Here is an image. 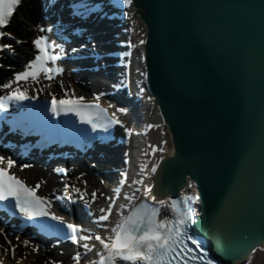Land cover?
<instances>
[{"label":"water","instance_id":"95a60500","mask_svg":"<svg viewBox=\"0 0 264 264\" xmlns=\"http://www.w3.org/2000/svg\"><path fill=\"white\" fill-rule=\"evenodd\" d=\"M132 1L143 83L167 129L147 196L192 182L193 233L236 264L264 245V0Z\"/></svg>","mask_w":264,"mask_h":264},{"label":"snow or ice","instance_id":"6c2138e0","mask_svg":"<svg viewBox=\"0 0 264 264\" xmlns=\"http://www.w3.org/2000/svg\"><path fill=\"white\" fill-rule=\"evenodd\" d=\"M21 2L22 0H0V28H4L10 23L14 8ZM131 3L132 0H124L125 5H131ZM40 31L45 32L48 30L40 28ZM6 35L10 36V34L0 31V38ZM32 43L37 54L25 66L24 72L15 74L16 82L26 81L29 77L36 81L41 74L46 79H54L57 74L63 73L64 69L57 66V61L61 59V56L58 52L53 51L56 46L49 42L47 36L41 35L34 39ZM11 47L9 44H4L0 47V50L10 49ZM50 73L51 76H49ZM2 87L8 88L11 85L4 84ZM28 98L25 92L19 90L13 91L8 96H0V110H6V101L8 100H26ZM83 101V97L73 96L72 98L60 100L53 97L51 111L56 116L62 113H75L81 118L83 123L90 124L94 131L98 127L106 129L107 125H100L96 122L100 119L99 116H93L85 111L88 108H99V105L85 104ZM100 111L106 112V109H101ZM118 111L123 112L125 110L118 109ZM111 122L113 121L109 123ZM114 122L119 123L118 120ZM157 150L163 151L162 148L157 149V147L153 146V153ZM4 163L5 158L0 157V164ZM14 166L15 162L8 158L7 166L0 167V201L14 200L16 207L29 217L48 215L49 213L44 210L45 198L36 195L40 184L38 183L35 187L27 186L24 181L10 174L9 170ZM21 167L23 170L24 167L28 166ZM156 171L157 166H153L151 172L155 173ZM122 176L126 179V173H122ZM125 179L120 181L121 185L125 183ZM73 191L79 190L73 189ZM116 191L118 194L119 190L117 189ZM151 191V187L146 186L144 188L146 196L150 195ZM91 196L95 200L97 194L93 192ZM126 198L129 205H133V201L136 199L135 193ZM151 199L160 207H150L141 202L138 205H133L131 210H128L127 205H121V208H124L127 214H122L121 218L111 227L101 222L109 221L112 214V204L110 203L107 208H101L100 211L103 214L97 218V223L109 232L107 236L82 234L86 230L81 225L68 223L66 227L72 233L70 238L86 251H91L95 245H90L85 243V241L95 240L99 242L101 251L96 253L98 260L94 264H117V261H122L123 264H189L190 261L212 264L203 254L204 250L198 241L189 236L186 230L193 217L189 204L193 197L181 194L177 199H157L153 195ZM162 208H167L171 214L170 217L158 219ZM52 218L62 220L61 217L55 215ZM188 242L195 247H189ZM27 243L25 241V244ZM197 252L201 254L196 255Z\"/></svg>","mask_w":264,"mask_h":264},{"label":"bare ground","instance_id":"6f19581e","mask_svg":"<svg viewBox=\"0 0 264 264\" xmlns=\"http://www.w3.org/2000/svg\"><path fill=\"white\" fill-rule=\"evenodd\" d=\"M129 16L131 17V23L130 26L132 27V31L130 33L133 45H134V51L133 55L134 57L131 59L133 64V71L131 72V75L133 76V84L134 87L140 86V88H143V83L141 80V76L143 72L142 68V37L144 32V24L142 23V20L140 19V16L138 15L137 11L135 10V6L131 3L129 5ZM29 19V18H28ZM37 21V26L35 29V35L41 36L43 34L47 35V37L51 38V35L49 34V24L47 20L42 19L41 17H35V22ZM30 23V22H29ZM40 28L47 29L48 31L41 32ZM28 33V32H27ZM58 64V63H57ZM64 69L63 73L57 74L55 78H48L46 79L43 74H41L36 81L32 80L30 77L26 81H19L16 82L15 80V74L13 76H10L7 81L3 83L4 84H10L11 87L14 86V84H21L24 85L25 83L31 85L34 84H40L42 86H49V84L56 83L57 80H60L61 82L64 81V83L70 82V84H73L74 81H80L78 79L79 76H84L83 84H85V87L87 89H90L92 93H103V90L106 88L105 82H101L100 78L98 77L99 73H93V72H84L81 73H75L73 71H70L68 69H65L64 67H61ZM23 72L25 71L22 70ZM51 76V73L49 74ZM78 79V80H77ZM22 87V86H21ZM4 88V87H3ZM10 88V87H8ZM39 88V87H38ZM7 89V88H4ZM142 96L143 102H145L146 106L139 107L142 111L141 113V120L140 123H136V125H132L130 127V134L126 133L127 130L124 131V133L127 134V141L126 144V152H124L125 157L128 159L125 161V164L123 166H119V168H122V170H125L127 175L126 179L121 178V171L119 172V175L117 178H114V175L107 173V180L108 182H103V185L97 184V176L95 171H93V168L89 166V164L81 163L77 165H68L67 166V173L68 174H74L77 175V178L80 180V182H84V186H82L83 189H85L86 192H91L92 189L97 188L94 190V192L97 194L96 200H100L101 198V205H103V208L108 207V205L112 204V214L110 216L109 221L101 222L102 224H106L109 227L114 226L115 223L121 218L122 214H126V210L124 208H121V205H127L128 209L130 208L128 199L126 197H130L135 193L136 199H139V197L146 196L144 193L145 185V178L147 169L149 167L151 154L153 153L152 148L153 146L158 147V144L162 141V139L166 136L167 129L164 125V120L162 116L160 115L158 111V106L156 101L154 100V97L150 95L149 92H146L145 88L142 89ZM136 111V110H135ZM136 113V112H135ZM140 113L139 116L140 117ZM131 123V122H130ZM129 134V135H128ZM6 150V149H5ZM8 151V149H7ZM5 154V153H4ZM57 162H60L57 161ZM6 163V161H5ZM4 163V164H5ZM55 161H32L28 163H23L22 166L27 165L28 167H24L23 170H21V173L25 176L28 182L32 181L33 185L40 184V187L37 189L40 194L44 197H48L47 200H50L51 194L58 192L61 189H64L66 187H61L57 184L56 176L58 174L53 170ZM22 169V167H20ZM76 177V176H75ZM122 179H125V183L123 185L120 184V181ZM191 185V186H189ZM31 186V185H30ZM29 186V187H30ZM61 187V188H60ZM80 187V186H79ZM119 190L118 194L116 190ZM187 189L194 190V185L192 182L188 183V185L181 187V191H186ZM169 189L165 188L162 190V192L158 195L157 199H165L169 193ZM93 193V192H92ZM151 199V196H146ZM111 198V199H109ZM135 199V200H136ZM46 200V199H45ZM134 200V201H135ZM51 201V200H50ZM133 201V203H134ZM54 203V201H52ZM57 203V202H56ZM97 208V207H96ZM98 211V210H97ZM101 212V211H100ZM96 214V213H95ZM101 214V213H100ZM0 226H3L2 230H8L10 227L8 224H4L0 222ZM93 233H97L102 236H107L108 231L105 230L104 227H98L96 229H93ZM92 232L90 235H92ZM88 234V232H86ZM93 236V235H92ZM11 237L10 244H12L16 238H18L19 241H21V245L24 247H31V249L42 250L43 248L48 247L49 249H54L53 245H49L48 243H44L43 241H40L37 236H29L26 232H20L15 233V235L9 236ZM17 241V240H16ZM25 241L28 243L25 244ZM18 243V242H17ZM85 243H89L90 245H95V247L91 251H86L83 249L80 245H76L75 249V255L70 256V253L66 251L62 252L60 254V262L59 264H94L96 261V258L98 256L96 255L97 252L101 251V246L99 245V242L95 240L91 241H85ZM16 245V246H17ZM7 245H4L1 247L0 250V264H33L35 261L32 259V252L28 250H22L23 251V257L24 259L18 260L17 257L19 256V253H22V251H18L17 253L7 252ZM15 250V248L13 249ZM55 250V249H54ZM254 250V251H253ZM252 250L251 260L250 264H264V245L261 243L256 244L255 248Z\"/></svg>","mask_w":264,"mask_h":264},{"label":"rangeland","instance_id":"374dc122","mask_svg":"<svg viewBox=\"0 0 264 264\" xmlns=\"http://www.w3.org/2000/svg\"><path fill=\"white\" fill-rule=\"evenodd\" d=\"M24 8L25 5H23ZM30 22V23H29ZM37 26V24L35 22H32L28 19V17H25V15L20 13V10L17 11V15L16 18H13L12 21V29H9L8 33H11L13 35H15V37L19 40V47L20 49H18V47H14L15 52H17V56H18V61L20 63L17 64L16 68H13V70L9 69L8 74H6L7 78H9L10 76H13V74L16 73H20L23 72L22 71V67H24L25 64V56H24V52L22 51H26L28 48H30V45H32V40L35 37V31L33 29H35ZM28 32V33H27ZM59 82V81H58ZM60 84V83H59ZM73 87L71 86V88L74 90H76V92L79 94H85L88 97L93 95L92 91H90V89H87L84 85L80 84V83H73L72 84ZM39 87V88H38ZM30 89L35 91V89H37V91H42V93H47L49 90L50 91H56L58 90V88L56 87V84L54 86H52V84H49V86H43L40 87L38 84H34V87L30 86ZM119 162V160H117ZM95 166V164H94ZM21 164H15V166L13 167V170H16L17 174H19L23 179L27 180L25 178V176L21 173ZM96 167H98L97 165L95 166V168L93 170H96ZM95 176H97V184H101L103 185V182L107 183V179L104 175H101V173L97 172L96 174H94ZM76 176V177H75ZM57 180V184L61 187H69V183H67L68 181L72 183H77L78 187H82L84 186V182H80V180L77 178V175H72V174H65V175H58L55 177ZM105 178V179H104ZM31 180V179H30ZM28 181L29 183H31L32 181ZM65 182V183H64ZM60 187V188H61ZM98 188V187H97ZM97 188L92 189L93 191L96 190ZM101 203V198L100 200H96L94 202V205L96 206H100L99 204ZM16 232H14L13 230L10 229L6 230V231H2L0 229V250L1 247L4 245L8 244L7 247V252L10 253L11 252V248H12V253H17L19 250L20 251H24V250H28L32 252V256H33V260L35 261L33 264H59L60 262V254H62V252H64L65 250H63L64 248H67L69 252H72L75 248V245H77L76 243H70V244H63V246L61 245H56L54 246V249H49L48 247L43 248L41 251L40 250H33L31 249V247H24L21 245H17V244H21V241L18 240V238H16V240L10 244L11 240V235H15ZM11 239V240H9ZM10 241V242H9ZM18 242V243H17ZM17 245V246H16ZM11 246V248H10ZM15 248V250H13ZM23 251L22 253H19L20 257L18 258V260L24 259V255H23Z\"/></svg>","mask_w":264,"mask_h":264}]
</instances>
